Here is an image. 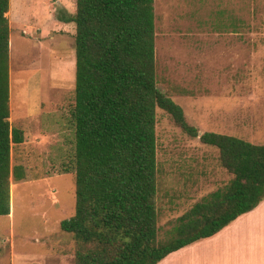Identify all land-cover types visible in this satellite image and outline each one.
<instances>
[{"label":"rangeland","instance_id":"1","mask_svg":"<svg viewBox=\"0 0 264 264\" xmlns=\"http://www.w3.org/2000/svg\"><path fill=\"white\" fill-rule=\"evenodd\" d=\"M75 11L76 0H10L9 123L24 135L12 145L10 168H22L25 178L10 177L0 264H74L76 241L60 223L75 208V24L60 18ZM154 23L157 87L187 122L199 135L264 145V79L257 75L264 76V0H154ZM245 81H253L250 89ZM155 133L158 240L165 242L179 217L233 177L216 148L159 108Z\"/></svg>","mask_w":264,"mask_h":264},{"label":"trees","instance_id":"2","mask_svg":"<svg viewBox=\"0 0 264 264\" xmlns=\"http://www.w3.org/2000/svg\"><path fill=\"white\" fill-rule=\"evenodd\" d=\"M10 0H0V216L11 214L12 145L23 131L9 123ZM74 215L60 229L76 241L74 264H158L207 239L264 200V145L205 132L156 82L154 0H76ZM202 144L214 147L230 183L177 219L158 240L156 110Z\"/></svg>","mask_w":264,"mask_h":264},{"label":"crops","instance_id":"3","mask_svg":"<svg viewBox=\"0 0 264 264\" xmlns=\"http://www.w3.org/2000/svg\"><path fill=\"white\" fill-rule=\"evenodd\" d=\"M252 83L245 81L249 89ZM238 100L234 96L228 105L232 107ZM158 264H264V200L214 236L171 253Z\"/></svg>","mask_w":264,"mask_h":264}]
</instances>
